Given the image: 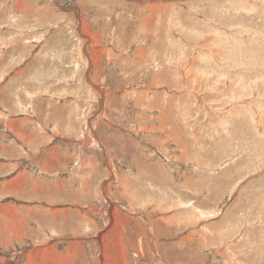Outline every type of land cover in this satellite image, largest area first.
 Wrapping results in <instances>:
<instances>
[{
	"label": "rangeland",
	"instance_id": "1",
	"mask_svg": "<svg viewBox=\"0 0 264 264\" xmlns=\"http://www.w3.org/2000/svg\"><path fill=\"white\" fill-rule=\"evenodd\" d=\"M0 264H264V0H0Z\"/></svg>",
	"mask_w": 264,
	"mask_h": 264
}]
</instances>
